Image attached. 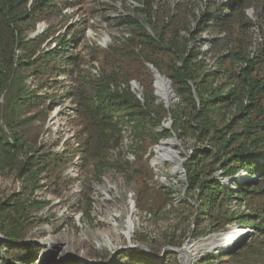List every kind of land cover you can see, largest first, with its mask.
<instances>
[{"label": "rangeland", "instance_id": "374dc122", "mask_svg": "<svg viewBox=\"0 0 264 264\" xmlns=\"http://www.w3.org/2000/svg\"><path fill=\"white\" fill-rule=\"evenodd\" d=\"M145 1L152 4L153 17L156 12L163 14L161 17L172 14L170 0H51L35 23L22 28V39L33 40V43L19 42L13 47L0 21L3 35H0V48L8 49L7 56L14 63L9 92L0 101V128L16 137L24 152L49 155V166L40 160L34 165L31 179L26 174L19 178L18 172L0 168V203L24 205L21 216L27 226L22 230L20 245L37 248L33 264H119L129 251L144 254L140 247H145L151 254L148 257L154 261L183 264L181 255L173 250L200 244L211 236L208 223L196 213L201 201L193 198L194 191L188 189L184 165L192 163L193 168L197 166L204 172L206 167L214 166H210L209 158L192 157L195 142L190 137L172 135L161 139L144 154L140 139L153 137L154 132L160 134L161 127L145 126L140 137L135 138L130 124L124 128L120 148L111 151L114 158L120 153L122 162L130 159L132 167L127 176L112 169L98 178L92 167L84 168L86 135L71 96L82 82L96 79L102 72L117 73L121 85L125 79L129 80L131 89L133 84L138 87L134 92L141 94V99L152 97L167 110L155 95L153 73L144 64L145 69L135 65V47L126 48L131 31L121 24L127 17L140 18L136 10L142 9ZM33 3L34 0H28L25 5L20 3L16 7L30 10ZM250 7L258 17L259 29L245 31L241 39L249 44L251 51L264 44L261 24L264 0H253ZM157 22L153 19L151 26L145 27L149 29ZM39 27L40 34L31 38ZM62 40L69 47L63 49L58 44ZM207 50L208 46L203 52ZM60 53L63 55L57 58ZM211 55L207 56L210 65ZM163 60L167 62L165 57ZM233 64L226 60L224 68H232ZM256 68L264 74V58ZM176 102L175 98L172 105ZM158 116L162 117L161 126L170 130L169 115L160 109ZM167 140L175 143L174 151L182 161V173L172 172L173 164L169 162L153 163L156 147ZM136 157H143L147 167L134 166ZM214 175L225 188L232 190L247 178L243 171L233 179H223L221 171ZM252 180L257 181L258 177ZM245 200L247 202L241 205L233 200L224 208L238 217L248 215L249 210H257L261 205L258 197ZM130 209L131 229L127 225ZM17 216L20 215L14 217ZM2 218L0 223L4 222ZM4 219L10 224L14 222L8 215ZM259 222L264 229V213ZM231 229L248 232L239 242L243 243L239 250H235L238 243L218 252L219 238H214L215 244L208 245L186 263L264 264V232L258 234L247 225L233 222L219 233L225 234ZM48 242L50 246L46 245ZM8 244L5 238L0 240V264L12 262L11 254L7 253ZM222 252L227 256L216 258ZM14 263L21 264L20 261Z\"/></svg>", "mask_w": 264, "mask_h": 264}, {"label": "trees", "instance_id": "16d2710c", "mask_svg": "<svg viewBox=\"0 0 264 264\" xmlns=\"http://www.w3.org/2000/svg\"><path fill=\"white\" fill-rule=\"evenodd\" d=\"M49 1L34 0L30 10H21L16 7L17 4L25 5L28 0H0V21L12 47L19 42L33 43V40L22 39V28L35 23L37 17L47 10ZM252 3L253 0H237L222 6L218 17L208 20L196 32L184 28L190 12L187 1L176 6L174 15L167 13L165 17L157 12L153 17L152 4L145 1L143 8L136 10L140 18L122 19L121 24L131 31L126 48L135 47V65L143 69V64L145 67L146 64L152 65L172 84L177 102L167 110L152 97L143 96L139 100L137 94L132 92L129 80L125 79L121 85L117 73L102 72L96 79L82 82L71 95L86 135L82 159L84 168L92 167L94 176L98 178L112 169L127 176L128 169L132 167L129 160L122 162L121 154L114 158L111 151L120 148L124 128L130 124L133 125L134 131L131 132L135 133V138L140 137L145 126L161 127L160 134L154 132L153 137L140 139L144 154L161 139H168L172 135L190 137L195 142L192 157L209 158L210 166H214L206 167L207 171L204 172L197 166L193 168L192 163L184 165L188 189L194 191L193 198L201 201L196 213L208 223L211 235L224 232L233 222L247 225L258 234L264 232L262 222H259L264 213V74L256 68L264 58V44L250 51L249 44L241 39L245 31H253L257 25L245 15V10ZM153 19L158 20L157 25L147 29L145 26H151ZM202 32L212 37L206 52L200 51L197 46L190 47V43ZM65 42L62 40L58 44L65 49L69 47ZM1 49L0 101L9 92L14 67L7 56L8 49ZM62 55L60 53L57 58ZM208 55L213 59L212 65L207 62ZM164 57L167 62L163 60ZM226 60L234 63L232 68H224ZM137 77L135 68V79ZM1 108L0 105V113ZM160 109L172 121L170 130L161 126L162 117L158 116ZM48 156L24 152L19 140L0 128L2 170L16 171L19 178L26 174L31 179L34 178V165L39 164L40 160L49 166ZM135 160L134 166L147 167L143 157H136ZM219 171L223 179H233L241 171L247 174V178L241 184H235L237 187L232 190L215 179L214 174ZM254 177H258V180L253 181ZM247 197L261 199L260 207L249 210L248 215L237 217L224 208L226 203L233 200L239 205L244 201L246 203ZM23 210L24 205L19 203H0V218L3 217L4 221L0 223V234L9 242L6 248L7 253L11 254V264L16 261L33 264L32 258L38 253L36 247L20 245L22 230L27 226L21 216ZM7 215L14 222L7 223L4 219ZM16 215L20 216L14 217ZM226 256L222 252L216 258ZM119 264L162 262L154 261L139 251H129Z\"/></svg>", "mask_w": 264, "mask_h": 264}, {"label": "bare ground", "instance_id": "6f19581e", "mask_svg": "<svg viewBox=\"0 0 264 264\" xmlns=\"http://www.w3.org/2000/svg\"><path fill=\"white\" fill-rule=\"evenodd\" d=\"M41 29V27H39ZM104 43L107 39V36H104ZM154 88H155V95L158 98V100L164 104L166 108H169L172 103L174 97L172 92L169 91L167 88V85L165 84L163 78L161 76H156L155 82H154ZM175 143L172 141H165L161 143L158 147H156L155 150V158L153 160L154 165L163 164L165 162H169L173 164L172 172L180 171L179 169V158H178V152L174 151ZM130 215L127 217V225L131 229L132 227V210L130 209ZM133 215V214H132ZM246 230L245 229H231L230 232L225 234H220L216 238H219V245L218 249L220 251L226 250L228 247L232 248L233 246L237 245L240 241L246 238ZM129 238V237H128ZM214 239L204 240L200 244H194L186 246V249L183 253H181L182 262L183 264H186V260L188 258L196 257L199 254H201L208 245L215 244ZM47 246H50V243L48 242L46 244Z\"/></svg>", "mask_w": 264, "mask_h": 264}, {"label": "built area", "instance_id": "2783aa9c", "mask_svg": "<svg viewBox=\"0 0 264 264\" xmlns=\"http://www.w3.org/2000/svg\"><path fill=\"white\" fill-rule=\"evenodd\" d=\"M185 1L188 2V7L190 9V12L184 23V28L189 32H196L199 31L201 28H203V26L208 20H214L216 17H218V15L221 12L222 6L233 4L237 0H170L173 7L172 15L176 13V9H175L176 6L179 3H183ZM245 15L254 24H257L258 17L253 7L246 9ZM261 24H262V28L264 29V21H262ZM258 29H259L258 26L255 25L253 31H257ZM211 39L212 37L207 32H202L201 34H199V37L196 40L192 41L193 45H190V47L197 46L201 48L202 49L201 51L203 52V49H206L207 44L210 42ZM130 157L131 156L129 155V158ZM227 249H231V248L228 247Z\"/></svg>", "mask_w": 264, "mask_h": 264}, {"label": "water", "instance_id": "95a60500", "mask_svg": "<svg viewBox=\"0 0 264 264\" xmlns=\"http://www.w3.org/2000/svg\"><path fill=\"white\" fill-rule=\"evenodd\" d=\"M40 32H41V30L38 28L37 31L31 35V38L38 36V34H40ZM146 67H147V69H148L149 71H151V72L153 73V75H154L155 78H156V76H161V77L163 78L165 84L167 85V88L169 89L170 92H172L173 97H174V99H175V94H174L173 91H172V84H171L170 80L167 79V78H165L163 75H161V74H160V73H159V72H158V71H157L152 65L146 64ZM132 87H133V89H131V90H132L133 93H135L134 90H138V87H137L135 84H133ZM137 98H138L139 100H142V99H141V94H137ZM178 161H179V169H180V172L182 173V172H183V170H182V168H181V163H182V161H181V160H178ZM220 234H221V233L212 234L210 237L206 238L205 240L214 239V238H216V237H217L218 235H220ZM2 239H3V237H2V235L0 234V240H2ZM203 241H204V240H203ZM186 246H187V245H186ZM235 246H236V245H235ZM235 246H233V247H235ZM242 246H243V243H239V244L235 247V250L241 248ZM233 247H232V248H233ZM140 249L144 252L145 255L151 257V254L148 252V250H147L145 247H140ZM185 249H186V247H185L184 249L173 250V251L176 252V253H178V254H181V253H183V252L185 251ZM186 262L189 263V258L186 260ZM187 263H186V264H187Z\"/></svg>", "mask_w": 264, "mask_h": 264}]
</instances>
